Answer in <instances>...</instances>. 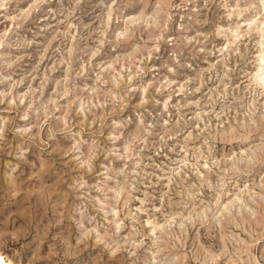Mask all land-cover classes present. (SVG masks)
Listing matches in <instances>:
<instances>
[{
	"label": "rangeland",
	"instance_id": "1",
	"mask_svg": "<svg viewBox=\"0 0 264 264\" xmlns=\"http://www.w3.org/2000/svg\"><path fill=\"white\" fill-rule=\"evenodd\" d=\"M235 3L0 0V184L64 186L28 258L70 234L107 264H264L260 22Z\"/></svg>",
	"mask_w": 264,
	"mask_h": 264
},
{
	"label": "clouds",
	"instance_id": "2",
	"mask_svg": "<svg viewBox=\"0 0 264 264\" xmlns=\"http://www.w3.org/2000/svg\"><path fill=\"white\" fill-rule=\"evenodd\" d=\"M76 151L79 149L76 148ZM76 159L79 160L80 157ZM33 177L25 195H19L16 191L6 192L0 184V264H107L92 253L81 256L79 252L71 251L73 246L70 243V234H60L52 242L54 247H50L48 258H28L30 252L39 248L41 235L50 222L49 213L57 207L60 193L64 189L56 173L42 177L39 172H33ZM17 195L19 199L13 200ZM80 243L77 240V245ZM5 249L12 253V260L2 255ZM57 250L60 256L53 259Z\"/></svg>",
	"mask_w": 264,
	"mask_h": 264
},
{
	"label": "snow or ice",
	"instance_id": "3",
	"mask_svg": "<svg viewBox=\"0 0 264 264\" xmlns=\"http://www.w3.org/2000/svg\"><path fill=\"white\" fill-rule=\"evenodd\" d=\"M157 7H159V5H157ZM225 7H229V5L225 4ZM231 8H232V13H243V12L250 13L248 16L243 18L244 23H246L248 29H251L252 26L256 24L258 21L260 22L261 52L259 56V63L261 65V71L257 73V78H258L259 84L262 87H264V0H252V2H247V0H245L243 4L240 3V0H236L235 5L231 6ZM229 18H231V13H229ZM243 27H244V24L240 22L237 23L238 30L233 32V36L235 37L236 40H239L241 38V33L239 29ZM225 48H227V45H225ZM3 132L4 130L0 128V139H3ZM137 139L138 137L136 135L131 136L130 143L127 146L130 147L131 143L135 142ZM91 159H92V156L90 154L89 160L85 162L88 164L89 168L91 167ZM204 167L207 168L208 165L205 164ZM261 179L264 180V177H261ZM245 187L247 186L245 185ZM262 187H264V185H262ZM225 209H227V205H225ZM150 227L154 229L155 225H152L150 222ZM161 227H163V225H161ZM153 235H155V231H153ZM257 264H262V262L258 261Z\"/></svg>",
	"mask_w": 264,
	"mask_h": 264
},
{
	"label": "bare ground",
	"instance_id": "4",
	"mask_svg": "<svg viewBox=\"0 0 264 264\" xmlns=\"http://www.w3.org/2000/svg\"><path fill=\"white\" fill-rule=\"evenodd\" d=\"M5 257V256H4ZM6 258V257H5ZM7 259V258H6ZM9 260V259H8Z\"/></svg>",
	"mask_w": 264,
	"mask_h": 264
}]
</instances>
